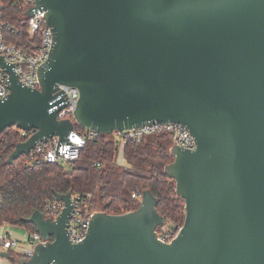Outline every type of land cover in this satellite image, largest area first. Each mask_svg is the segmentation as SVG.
<instances>
[{"label":"water","instance_id":"obj_1","mask_svg":"<svg viewBox=\"0 0 264 264\" xmlns=\"http://www.w3.org/2000/svg\"><path fill=\"white\" fill-rule=\"evenodd\" d=\"M54 35L39 70L40 89L24 86L3 58L10 94L0 100V135L33 132L13 165L39 143L65 141L78 125L112 136L155 123L186 127L195 150L171 149L165 174L185 201L170 243L152 192L136 210L96 212L81 244L68 236L73 192L56 219H29L47 242L18 264H264V0H37ZM30 15V12H27ZM79 91L72 118L58 86ZM5 256L7 254H4Z\"/></svg>","mask_w":264,"mask_h":264},{"label":"trees","instance_id":"obj_2","mask_svg":"<svg viewBox=\"0 0 264 264\" xmlns=\"http://www.w3.org/2000/svg\"><path fill=\"white\" fill-rule=\"evenodd\" d=\"M15 1L0 0V5L4 7V20L20 31L7 37L9 43L23 46L30 39L26 17ZM75 131L82 133L84 129L76 125ZM167 139L165 135H152L138 144H125L123 157L128 167L117 163L120 143L113 136L101 134L88 141L79 160L73 164L26 166L28 156L20 157L13 165L8 163L16 145L23 140L16 127L6 129L0 135V226L37 233L29 219L37 211L44 213L46 203L55 202L57 196L70 191L73 196L92 195L90 206L95 212L125 214L139 206L132 195L147 190L158 200L157 211L166 222L183 226L185 201L177 195L175 181L165 174L166 166L174 162L172 150L165 144ZM6 258L18 264L25 256L10 250Z\"/></svg>","mask_w":264,"mask_h":264},{"label":"built area","instance_id":"obj_3","mask_svg":"<svg viewBox=\"0 0 264 264\" xmlns=\"http://www.w3.org/2000/svg\"><path fill=\"white\" fill-rule=\"evenodd\" d=\"M18 6L25 15V24L28 28L29 41L23 46L11 44L8 41L10 34H19L10 22L4 20L0 5V59L3 58L8 64L14 66L19 81L26 87L40 89L39 70L47 63L54 45V35L52 30L47 26L46 13L38 6L37 0H16ZM30 12V15L27 14ZM10 94L9 74L0 66V100L7 98ZM57 97L52 101L56 103L61 99L65 102L56 106L53 110L66 105L59 114L60 119L72 118L77 108L79 100V91L67 86H58ZM33 132L21 131L23 142L30 138ZM100 135L98 132L88 130V133L81 134L75 130L70 132L65 141L58 137H53L39 143L31 151L27 165L39 164H73L80 158L81 151L85 148L91 138ZM152 135H165L171 142L183 148L184 150H195L196 142L189 130L179 124L174 123H155L146 124L132 130L123 132L116 131L112 134L114 139L124 147L127 143L138 144L145 137ZM123 159V160H122ZM117 163L121 166L128 167L126 160L118 158ZM96 166H100L96 163ZM142 193L137 192L132 195L134 200H142ZM1 199V196H0ZM92 195L73 196L74 212L70 216L68 227V236L73 244H81L88 233L89 222L93 219L95 211L91 208L90 202ZM62 202H48L45 204V215L47 218L56 220L64 210ZM183 226H176L166 222L165 226L157 231L159 240L164 243H170L174 240ZM27 245L24 250L25 258H30L34 248L38 245H46V241L38 233H27L23 242ZM19 242L12 238L11 234L7 236L0 234V253L7 254L8 251L17 249Z\"/></svg>","mask_w":264,"mask_h":264},{"label":"rangeland","instance_id":"obj_4","mask_svg":"<svg viewBox=\"0 0 264 264\" xmlns=\"http://www.w3.org/2000/svg\"><path fill=\"white\" fill-rule=\"evenodd\" d=\"M86 133H88V130H84L81 134H86ZM165 144L170 149H172L174 147V144L168 139L165 141ZM121 155H122V152L120 151L118 158H120ZM97 210H98V207H97ZM21 232H23L21 234L22 236L16 234L12 230V227H10V226L0 227V234L2 233V235H4V236H7L8 234H11L12 238H14L15 240H17L19 242V247L17 249H14V251L18 252L20 254H24V250H26L27 245L22 243V242H23L24 236L27 234V231L23 230Z\"/></svg>","mask_w":264,"mask_h":264},{"label":"crops","instance_id":"obj_5","mask_svg":"<svg viewBox=\"0 0 264 264\" xmlns=\"http://www.w3.org/2000/svg\"><path fill=\"white\" fill-rule=\"evenodd\" d=\"M123 148L124 147H120V151L122 152V155L120 156V158H123ZM123 160V159H122ZM3 226H9V225H3ZM3 226H0V227H3ZM10 227H12V226H10ZM20 229V230H19ZM12 230L16 233V234H18V235H20V236H22L21 234L23 233V232H21V231H23L24 229H22V228H18V227H12ZM26 236V235H25ZM25 236H24V238H25ZM24 240V239H23ZM0 264H12L7 258H6V256L4 255V253H0Z\"/></svg>","mask_w":264,"mask_h":264}]
</instances>
